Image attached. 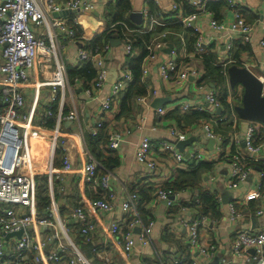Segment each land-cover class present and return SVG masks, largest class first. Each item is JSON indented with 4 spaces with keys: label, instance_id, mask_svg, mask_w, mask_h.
Instances as JSON below:
<instances>
[{
    "label": "crops",
    "instance_id": "0c3cea01",
    "mask_svg": "<svg viewBox=\"0 0 264 264\" xmlns=\"http://www.w3.org/2000/svg\"><path fill=\"white\" fill-rule=\"evenodd\" d=\"M84 1L93 5L88 12L63 10L52 13L51 16V18H60L70 26L74 16L78 19L76 25L78 37L76 35L69 37L55 30L57 60L63 76L62 83L56 85L53 91L51 84L58 67L55 58L49 62L45 61L46 63L43 59H38L29 70L27 81L21 86L25 105L16 119L19 133L24 141V151L28 153V168L35 180L34 213L37 217H41L48 214L52 206L56 207V217L60 219L63 228L67 229L68 238H65L62 229L56 223L55 227L48 229L37 224L31 225L29 229L32 237L44 243L42 252L30 248L20 259H17L15 244L18 237L4 236V257L2 262L0 261L1 264H67L70 248L80 252L90 264H183L182 260L185 257L192 260L197 255V251L189 247L188 228L181 224V220L191 222L193 219L198 221L199 244L202 247L210 245L217 247V253L207 264H255L250 259L255 254L251 249L238 256L234 253L232 238L237 230L264 231V180L259 177V172L264 171V149L257 156L246 151L242 145L246 131L241 125L243 119L233 113L234 118L226 121L223 116L227 112L222 105L219 107L221 114L210 108L204 96L206 91L213 89L217 96H221L224 91L219 95L218 85L200 82L205 72L203 62L189 46L191 33L188 28L191 27L205 46L203 53L214 54L216 65L227 58L225 40L220 37L219 32L209 26L211 16L216 18L215 12L209 10L211 16L208 13H201L188 26L181 21V17L187 15L190 9L194 12L197 10L190 0H130L128 20L133 25H138L140 30H149L150 21L156 20L157 23L153 24V27L166 28V46L157 53L155 59L142 58L141 82L145 91L143 95L148 93L147 103L138 102L135 96L127 101L125 108L122 109L120 102L127 87L114 98L111 109L106 114H102L101 102L109 93L111 84L123 73L128 71L131 74L129 60L138 57L141 50L134 46L131 53H127L125 41L114 35L108 41V48L101 53L103 65L107 70L104 85L100 89L92 88L94 78L89 82L76 77L70 80L69 71L87 62L92 63L96 74L97 67L93 59L80 61L79 50L85 49V42L111 21L106 16V11L108 4L113 1ZM234 1L242 6L244 18L253 28L251 40L247 43L249 51L240 53L237 59L240 66H236L246 67L256 76L262 75L264 49L260 48L259 41L264 25V0ZM173 2L178 4L177 9L172 8ZM133 13H140V16ZM217 20L225 22L232 20V12L227 5L220 9ZM193 25L198 28V33L194 31ZM32 30L37 38L47 41L44 27L36 26L32 27ZM113 39L119 40V44L112 46L110 41ZM238 42L246 44L241 35L234 34L233 48ZM168 43L172 44L170 52L164 51ZM1 59L0 51V62ZM171 59L176 61L178 71L191 69L199 77L194 78L189 74L185 80H178L175 78L176 75H173L169 80H163L158 65L161 61ZM143 67L147 69L145 75L142 74ZM228 67H223L224 81L230 87ZM3 82V75L0 74V96ZM200 83L205 85L203 89H197V84ZM234 88L232 95L226 93L225 100L231 106H239L243 87L237 84ZM87 89H91L90 93ZM157 98L161 99L158 107L154 102ZM185 104L191 108L182 110L180 107ZM198 106L200 110L194 108ZM159 107L165 110L163 114L157 113ZM69 111H74L76 116L73 120L66 119L61 124L50 170L48 157L53 142V128L59 113L67 114ZM193 112H205L207 115L194 119ZM98 120L103 123L98 131L103 130L106 142L102 141L98 150L92 153L86 146V139ZM49 121H53L52 126L47 125ZM206 121L211 122L216 132H221L227 137L223 138L220 135L221 138L214 139L207 136L203 128ZM249 123L250 121L248 125ZM224 126H228L229 130L224 131ZM260 129L262 133H259V138L264 139V127L258 129L255 127V134ZM170 130L174 134L169 133ZM113 132L120 135L119 146L116 149L107 146L108 136ZM143 137H147L150 141L148 156L150 160L156 162L153 169H149L135 159L136 146ZM191 137L194 139L193 142L185 145L183 152L181 151L185 157L189 152V157H186L189 165L193 161L195 163L204 161L210 165L200 172L196 186H185L176 191L174 205L167 207L157 198V188L163 181L175 178L179 170L188 171L190 167L175 163L162 148L161 143L170 141L176 144L180 139ZM210 140L214 141L213 145L209 144ZM56 148L61 151L59 155L56 153ZM196 151L201 155L199 159L194 158ZM237 152L240 153L241 160L251 165L253 169L239 181L237 188L233 189L229 186V174L232 155ZM65 155L71 165L68 171L62 170V159ZM91 158L97 161L100 174L108 173L112 176L110 187L112 191L124 194L123 189L129 188L140 192L136 200L138 210L145 221L150 219L153 223L150 243L135 244L129 257L125 256L122 236L109 231L112 222L122 221L123 209L120 201L109 211L90 208L91 199L104 193L96 180L90 183L84 181L83 165ZM258 183H260L259 187H257ZM43 190H45L44 195H48L50 203L39 212L36 195ZM203 191L214 197L216 201L214 213L200 212L201 204L197 205L196 202ZM231 204L237 213L234 220L229 210ZM142 206L146 211H142L144 209ZM182 206L185 207L184 210ZM76 207L83 208L92 226L88 241L80 232L81 225L78 220L72 215ZM17 211L26 212V209L18 208ZM135 228H139L140 232V227ZM135 228L133 234H138ZM50 252H56L61 260L45 261L42 254L48 255ZM176 260L181 262L174 263Z\"/></svg>",
    "mask_w": 264,
    "mask_h": 264
},
{
    "label": "built area",
    "instance_id": "2783aa9c",
    "mask_svg": "<svg viewBox=\"0 0 264 264\" xmlns=\"http://www.w3.org/2000/svg\"><path fill=\"white\" fill-rule=\"evenodd\" d=\"M114 1V0H109ZM191 4L197 9L195 12L181 17L186 25H191L201 13L211 12L206 9L205 2L207 0H190ZM227 6L232 12V20L230 22L220 21L211 16L209 26L211 29L220 33V37L225 40L226 59L218 62V65L225 67L232 57L234 34L242 36L245 43H249L252 35V26L247 23L242 13V6L234 0H225ZM93 8V5L84 0H0V74L3 75V84L0 96V261L4 257V234L6 232H14L22 229L21 236L16 240L15 250L17 259H20L22 254L28 249L38 250L42 252L44 243L40 240H35L30 232L31 225H39L43 228H51L58 225L63 234L68 238L67 229L63 228L60 219L56 217V207L52 206L48 214L37 217L34 213V186L35 180L33 173L28 168V153L24 151V141L19 133L17 125V116L19 111L25 105V98L21 91V86L27 81L29 70L36 64L38 59L49 62L55 58L58 67L53 76L51 86L55 91V86L63 81L60 64L57 60V34L55 30L65 33L69 37L76 35L77 17H73L72 26L68 25L60 18L52 16V13H58L63 10H74L78 12H88ZM173 9L178 8V4L173 2ZM146 13V11H145ZM156 20H151L149 23V30L153 28ZM42 26L46 30L47 41L37 38L34 35L32 27ZM125 26V25H124ZM194 26V25H193ZM104 28V26H103ZM103 28L101 30H103ZM128 31H135L125 26ZM194 31L198 33V28L193 27ZM100 30V31H101ZM147 30L136 29L139 32H147ZM167 37V32L163 31L156 38L155 41L146 45L148 54L147 60L156 58L157 53L162 51L166 46L164 38ZM125 49L127 53L133 50L132 40L125 36ZM261 49H264V25L262 28V37L259 41ZM109 46L107 43L102 49H95V52L79 50V60L88 61L93 59L96 64L97 72L94 78L92 88L100 89L107 78V70L103 65L101 53ZM202 40L197 36L194 45V52L197 55L202 54L205 49ZM46 63V62H45ZM159 74L165 81L176 75L178 80H185L189 74L194 78L199 77L194 71L187 70L178 71L177 63L174 59L161 61L158 65ZM147 73L146 67L142 68V74ZM262 83V94H264V73L257 76ZM132 79L130 72H125L119 76L110 86L109 93L106 94L101 102L100 113L106 114L110 109L115 97L128 87ZM205 85L197 84V89H203ZM91 89H87L90 93ZM154 93V91H153ZM146 95H139L136 97L138 102L147 103ZM205 99L212 110L220 107L219 99L213 89H208L205 93ZM54 99V98H53ZM62 103V102H61ZM61 106V105H60ZM182 110H189L191 107L188 104L181 105ZM200 110L201 108L194 107ZM50 113V111H48ZM163 108H157V113L163 114ZM76 116L74 111H69L67 114L59 113V118L52 132V146L50 148L48 165L52 169L54 149L59 138V130L64 120H73ZM102 121H97L95 126L91 129V135H95L98 129L102 126ZM203 128L207 136L211 138H221L219 134L214 132L211 122H204ZM169 133L174 134L172 130ZM244 149L249 153L257 156L264 149V140H257L255 137V126L251 123L247 126L244 135ZM120 135L113 132L108 136L107 146L110 149H116L119 146ZM162 148L168 152L169 156L179 165L187 167L189 165L187 158L181 151L176 148L175 142L163 141ZM150 141L147 137H143L137 144L135 150V159L137 162L146 165L149 169L156 166L154 160L149 159ZM200 153L196 151L194 158L199 159ZM98 163L94 159H89L83 165L84 181L90 183L96 180L99 187L104 193L97 198L91 199L89 202L90 208L94 210L109 211L112 207L120 201L123 209V218L121 223L112 222L109 225V231L113 234L119 233L123 239V250L125 256L129 257L133 251L135 244L148 245L150 243V233L152 228V221L148 219L145 221L137 207V194L129 188L123 189L124 194L115 192L110 189L112 176L108 173L100 174L98 170ZM27 168L28 170H26ZM71 169L68 157L65 155L62 159V170L68 171ZM253 167L241 160L240 153H234L231 160V171L229 174V186L236 189L239 181L243 180L249 172H252ZM259 177L264 180V171L259 172ZM260 186L258 183L257 187ZM157 198L161 200L167 207L174 205V199H169V191H165L160 187L157 189ZM18 208L26 209V212H18ZM185 207L182 206V210ZM231 218L234 220L237 213L234 206L229 205ZM81 225L80 232L84 238L90 240L89 231L91 225L88 222L86 212L82 207H76L72 213ZM181 224L188 228V242L189 247L197 251V255L192 258V264H207V262L217 253V247L210 245L202 247L198 239V221H183ZM121 227L123 228L121 230ZM140 227L138 234H133V229ZM72 247V244L70 245ZM73 248V247H72ZM232 248L234 253L238 256L240 253L253 248L254 255L250 258L255 264H264V231H246L237 230L234 232L232 238ZM69 258L67 264H90L84 256L71 249L69 251ZM45 261L59 262L60 256L56 252H50L48 255L43 253ZM43 259V257H42ZM176 260L174 263H180ZM148 264V263H143Z\"/></svg>",
    "mask_w": 264,
    "mask_h": 264
},
{
    "label": "trees",
    "instance_id": "16d2710c",
    "mask_svg": "<svg viewBox=\"0 0 264 264\" xmlns=\"http://www.w3.org/2000/svg\"><path fill=\"white\" fill-rule=\"evenodd\" d=\"M205 3H206L205 7L208 10H213L215 12L216 19L218 18L220 9H222L223 7L227 5L225 0H207ZM129 10H130V0H114L113 2H110L108 4L106 16L109 19H111V21L108 22V24L104 26L103 30L95 33L89 41L85 42L86 51L95 52L96 48L98 50L102 49L108 43V41L111 38H113L114 35H116L121 40H124L125 36H128L132 40V46L133 47L135 46L141 50V53L138 57L129 60V70L131 71L132 79L129 82L127 91L125 92L124 97L122 98L120 102L122 109L125 108L127 101H129L135 96L137 97L145 93L144 86L141 82V61H142V58H145L146 55L148 54L146 45L153 42V40L160 33L166 30V28L163 26H156L147 32L136 31V29H140V27L138 25H133L128 20L127 13L129 12ZM187 12L188 13L186 14H190V13H193L194 11L190 9ZM124 25L128 27L129 29H132L135 31H128ZM188 30L191 33V36L189 38V46H190V49L193 48V51H194V44H195L197 37H196V34L192 31L191 27L188 28ZM165 40H166V37L164 38V41ZM232 51L234 53L232 54L231 61L226 65L227 67L231 65L240 66V63L237 59L242 51L243 52L249 51V47L247 43L240 44L238 42L237 46L233 48ZM197 56H200V58L202 59L203 69L205 71L204 74L202 75L200 82L213 83L215 85L222 84L224 81V68L222 66H218L215 64L214 54L213 53H207V54L203 53ZM68 76L70 80L76 77V78L83 79V81L85 82H89L91 79L95 78L96 76L95 68L93 67L92 63L87 62L81 67H77V68L70 70L68 73ZM226 95H227L226 93H223L221 96H217V98L219 99L220 105L223 106L224 110L227 113H231L232 106L228 104L227 100H225ZM63 112L65 111L63 110ZM206 115L207 113L205 112H201V113L193 112L192 113V117L194 119L200 118L202 116L205 117ZM205 120H208V119H205ZM52 124H53V121L47 122L48 126H52ZM217 125H218V122H217ZM227 129L229 130L228 126H224V131H226ZM214 132L216 134L221 135L223 138L227 137L221 132H216L215 129H214ZM259 133H262L261 129L256 131L255 137L258 136L257 140H264V139L259 138L260 137ZM103 134H104L103 130L100 129L99 131H97L95 135H91L90 133V135L88 134L89 137L87 139L85 138L86 143H87L86 146L92 153H95L98 150V147L102 141L106 142V139L104 138ZM56 153L59 155V153H61L60 149H57ZM97 155H99V153H97ZM209 165L210 163H207L204 161H198L197 163L193 161L189 165L190 168L188 169V171L179 170L175 178H173L172 180L163 181L159 185V187L165 191H169L170 194H175L176 191H178L179 189L185 186H196L197 181L199 179L200 172L208 168ZM129 190L135 191L134 189L133 190L129 189ZM44 191L45 190L39 191L36 195L37 210L39 212L43 210L45 207L49 206V203H50L49 197L48 195L47 196L44 195ZM136 194L140 196V192L138 190ZM215 203L216 201L214 197L206 193L205 191L200 193L199 199L196 202L197 205L201 204L200 205L201 209H199L201 213H205L208 211H211V213H214L216 211ZM144 210L145 208L142 209L143 212ZM182 263L192 264V260H190L189 257H185L182 260Z\"/></svg>",
    "mask_w": 264,
    "mask_h": 264
},
{
    "label": "water",
    "instance_id": "95a60500",
    "mask_svg": "<svg viewBox=\"0 0 264 264\" xmlns=\"http://www.w3.org/2000/svg\"><path fill=\"white\" fill-rule=\"evenodd\" d=\"M136 16H140L138 13H133ZM139 21V19H138ZM110 44L112 46L119 44V40H111ZM172 44L168 43L167 47L164 49L166 52H170ZM191 71V69H188ZM228 82L230 87H234L237 84H240L243 87V94L241 98V103L239 106H232L231 113L239 116L243 121L241 125L244 130H246L248 122L250 120H255L261 123H264V94H262V83L259 78L253 74L246 67H237L236 65H231L227 69ZM161 99H155V104L158 107L160 105ZM217 113L221 114V109L218 107L216 109ZM193 137L188 139H180L175 145L176 148L183 152L185 145H190L193 142ZM213 140L209 141V144L213 145ZM244 141L242 145H244ZM186 157H189V152L185 154ZM171 200L174 199V196H170ZM139 232V228H135ZM22 229L14 232H6L4 236L15 235L18 238L21 236ZM251 251L254 252V249L251 248Z\"/></svg>",
    "mask_w": 264,
    "mask_h": 264
},
{
    "label": "rangeland",
    "instance_id": "374dc122",
    "mask_svg": "<svg viewBox=\"0 0 264 264\" xmlns=\"http://www.w3.org/2000/svg\"><path fill=\"white\" fill-rule=\"evenodd\" d=\"M234 87H228L227 84L224 81L222 84H219L218 85V87H217V93L219 95H221L223 93V91H224V93H227V94L232 95L233 92H234L233 91V88ZM224 115L225 116H223V117H225L226 121L227 120H232V118H234V114L233 113H225ZM250 123L253 124L257 129L264 127V123H261V122L255 121V120H250Z\"/></svg>",
    "mask_w": 264,
    "mask_h": 264
}]
</instances>
